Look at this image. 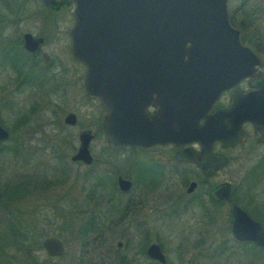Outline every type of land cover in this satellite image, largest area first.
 <instances>
[{
	"label": "flooded vegetation",
	"instance_id": "af4514ba",
	"mask_svg": "<svg viewBox=\"0 0 264 264\" xmlns=\"http://www.w3.org/2000/svg\"><path fill=\"white\" fill-rule=\"evenodd\" d=\"M28 1L38 10L0 11V70L9 69L16 83L22 82L24 86L35 87L37 97L46 100L44 104L51 114H54L55 107L49 99L52 92L56 89L64 93L66 88L70 87L74 90L77 88L79 96L84 101L96 102L98 108L94 128L81 127L74 111L66 112L62 118L63 124L78 129L76 143L73 144V151L69 155V165L63 163L59 166L63 170H70L71 165L78 169L84 168L82 172L72 173L71 177L72 180L85 184L81 189L84 194L75 196L74 199L82 210L87 211L88 217L78 219V222L81 227H91V231L97 232L86 237L81 243L83 253L78 255V264H213L211 261L213 257L234 256L247 252L252 260L247 264H264V244L259 245L250 239H235L230 232L229 223L230 207L236 204L264 230V166L261 163V161L264 163V137L260 141V134L252 123L244 121L241 124L242 141L224 147L221 141L213 140L208 151L203 150L200 141L188 140L181 134L179 137L158 139L154 142L139 140L133 145L120 146L108 143L98 128L102 105L97 98L86 96L80 83L85 68L70 55L68 31L73 22L72 4L66 0H53L55 5H46L43 0ZM7 2L4 3H7L10 10L13 4L11 5L10 0ZM226 8L229 24L238 31L241 44L254 53L260 65L255 66L253 74L219 91L204 113V100L177 101L173 99V94L168 89L156 90L157 86L150 82L137 83L133 98L126 103L137 112L134 116L137 121L136 128L141 126L146 130L141 137L150 136L149 130H156L157 136L160 137L170 135L171 133H168L170 130L178 132L186 129L192 121L200 126L204 123L202 116L208 117L215 111L229 108L234 92L239 91L247 95L256 89L253 87L255 82L264 79V53L259 51L261 42L248 41L243 33L244 27L256 28L257 24H260L264 18V4L260 0H239L229 9L227 0ZM61 12L67 14L65 20L60 17ZM237 14L241 17L238 22ZM62 20L67 24L59 29ZM57 33L66 35L70 58L82 69L79 75H70L69 80L68 77L60 79L59 75L58 77L55 75ZM24 34H30L33 39H41L35 50L28 51L24 48ZM12 45L14 52H10ZM17 88V85L13 90L0 87V115L2 112L11 114L17 112V116L9 122L10 126L0 116V127L7 132L6 137L0 139V146L1 142L9 137L12 126L16 124L22 128L29 121L28 110H23L21 101L14 100L16 95L14 91ZM247 100L249 105L264 110V98ZM190 106L196 107L198 115L189 114ZM69 113L75 115L73 125L63 121ZM222 122L227 123L229 119L222 117ZM82 131H87L90 136L87 143L89 163L71 160V156L80 145L79 134ZM249 140L247 153L250 150L254 152L257 148L261 149L245 173L244 184L248 192L242 199L237 196L231 183L219 180V172L229 163L227 152L243 147ZM23 142L16 141L18 146L23 145ZM220 156L225 158L221 166ZM38 176L40 178L42 175ZM64 178L66 177L62 179ZM20 179L22 180L11 182L12 185L7 187L4 195L0 191V198L3 195L5 199V203L0 202V216L2 212L11 213L14 218V222L11 221L12 224L9 223V226H16L23 219L20 207L26 204L23 200L28 191L27 187L17 184H26L27 177L22 176ZM60 179L55 178V187L62 184ZM223 185L228 187V192L225 197H220L219 189ZM0 224H3L2 218ZM123 224L129 225L131 232L127 230L125 235L121 234ZM98 225L102 228L96 230L95 226ZM157 227L180 230L178 235H167V238H164L158 235ZM78 232L79 242L83 237L82 230ZM22 236L19 232L18 238ZM42 239L43 237L37 240L36 249L44 252ZM60 242L61 253L48 256L49 258H57L63 254L64 245L61 240ZM30 249L31 247L27 246L21 253L13 254L12 258H15L13 261L6 255L1 258L3 254L0 252V264H33L30 260L31 254L37 250ZM45 263L51 264L48 261Z\"/></svg>",
	"mask_w": 264,
	"mask_h": 264
},
{
	"label": "water",
	"instance_id": "95a60500",
	"mask_svg": "<svg viewBox=\"0 0 264 264\" xmlns=\"http://www.w3.org/2000/svg\"><path fill=\"white\" fill-rule=\"evenodd\" d=\"M66 1L73 6L68 31L70 55L85 68L80 83L86 96L97 98L102 105L98 128L108 143L133 145L139 140L154 142L183 135L200 141L203 150L208 151L213 140L221 141L224 147L242 141L244 121L251 122L263 140L264 110L249 105L247 99L264 98V79L255 82L256 89L247 95L234 92L231 106L202 116V125L192 121L186 129L170 130V135L162 137L156 130L141 137L146 130L136 128L137 112L126 103L133 98L137 83L150 82L157 86L156 90H170L177 101L204 100V113L219 91L253 74L260 61L241 44L238 31L229 24L227 0ZM43 2L55 5L53 0ZM23 40L28 51L35 50L41 42L30 34H24ZM196 111L195 106L189 107V114ZM222 117L229 122L223 123ZM63 121L73 125L75 115L69 113ZM6 135L0 127V139ZM89 138L87 131L79 134L80 145L71 160L90 162ZM224 162L220 156V166ZM219 190L220 197H225L228 187L223 185ZM229 213L230 232L235 239L264 244V230L243 209L232 204ZM41 245L50 257L62 251L55 236L44 237Z\"/></svg>",
	"mask_w": 264,
	"mask_h": 264
},
{
	"label": "rangeland",
	"instance_id": "374dc122",
	"mask_svg": "<svg viewBox=\"0 0 264 264\" xmlns=\"http://www.w3.org/2000/svg\"><path fill=\"white\" fill-rule=\"evenodd\" d=\"M10 1L13 7L9 10L7 5L9 2L0 0V11L38 10V8L32 7L33 4H30L28 0ZM260 1L264 4V0ZM238 2L239 0H228V8L231 9ZM64 14L65 12H61L60 17L65 20L67 14ZM240 19L241 17L237 14L236 21L238 22ZM64 20L60 21L59 29L67 24ZM243 33L248 41L261 42L262 46H259V51L264 53V18L260 21V24H257L256 28L244 27ZM13 34L12 38H14L15 32ZM10 49V52H14L13 45ZM81 71V67L70 58L66 35L63 33L55 34L56 77L58 75L61 77L60 79L68 77L69 80L70 75H79ZM11 76L13 74L10 73L9 69L7 71L0 70V87L13 90L15 85L18 86L17 90L14 91L16 92L14 100L21 101L23 110H28L29 121L22 128L16 124L14 127L12 126V132L7 140L1 142L0 191L4 195L7 187L12 185L11 182L22 180L20 178L25 176L27 177L26 184H17V186L27 187L28 195L23 200L26 204L20 207L23 219L16 226H9L11 221L14 222L13 215L1 211L0 218L3 219V224H0V252L3 254L1 258L6 255L10 257V261H13L15 258H12V255L18 252L21 253L27 246L34 251L37 240L40 238L56 236L63 242V254L57 258H49L44 252L36 249L37 252L31 254L30 260L32 263L36 264L42 261L45 263L48 261L51 264H72L74 261L75 264H78V255L83 253L82 248H80L81 243L86 240V237L97 232L91 231V227H81L80 229V223L78 222V219L88 217L87 211L82 210V207L74 199L75 196L79 197V195L84 194L81 189L85 184L84 182H80V184L77 180H72L71 177L73 176L72 173L82 172L84 168L78 169L71 165L70 170H63L59 166L63 163L69 165V155L73 151V144L76 143L75 138L78 129L63 124L62 118L66 112L74 111L81 127L94 128L93 123L98 115L96 102L84 101L79 96L77 88L75 90L72 87L66 88L64 93L62 90L55 89L51 94L52 96L49 97L52 100L51 102L55 104L54 114H51L44 104L46 100L37 97L38 92H36L35 87L24 86L22 82L16 83L14 76L10 79ZM16 114L17 112H13V114L2 112L0 116L10 126L9 122L17 116ZM17 140H23V145L18 146ZM30 140L32 145H30ZM247 146H250V140L243 147L227 152L229 163L219 172V180L231 183L237 196L242 199L246 197L248 192L244 184L245 173L250 169L251 164L255 161L254 157L257 153H260L261 149L257 148L254 152L250 150L247 153ZM261 163L264 166L262 161ZM38 174L42 176L39 178ZM57 177L61 178L62 184L55 187L54 183ZM63 177L66 178L62 179ZM3 195L0 202L5 203ZM241 203H244V201H241ZM191 221L194 220L191 219ZM127 226L125 224L121 226L123 228L121 234L125 235L127 230L131 232L130 226ZM95 228L98 230L102 227L98 225ZM79 230H82L81 235L83 238L78 242V238H80L78 236ZM156 230L159 231V236L167 238V235H178L180 229L175 231L176 229L173 228L157 227ZM19 232L23 235L21 238H18ZM211 261L213 264H247L252 260L247 252L234 256L221 255L213 257Z\"/></svg>",
	"mask_w": 264,
	"mask_h": 264
},
{
	"label": "trees",
	"instance_id": "16d2710c",
	"mask_svg": "<svg viewBox=\"0 0 264 264\" xmlns=\"http://www.w3.org/2000/svg\"><path fill=\"white\" fill-rule=\"evenodd\" d=\"M22 187V186H21ZM80 229H81V226H80Z\"/></svg>",
	"mask_w": 264,
	"mask_h": 264
}]
</instances>
